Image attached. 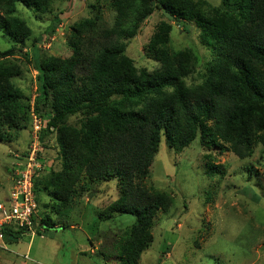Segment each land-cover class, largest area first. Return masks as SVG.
<instances>
[{"label":"trees","instance_id":"1","mask_svg":"<svg viewBox=\"0 0 264 264\" xmlns=\"http://www.w3.org/2000/svg\"><path fill=\"white\" fill-rule=\"evenodd\" d=\"M52 1L0 0V33L14 41L0 50V140H16L33 115L42 120L43 148L50 134L57 135L61 168L34 179L38 208L32 227L38 233L64 226L51 214L70 217L87 187L116 180L118 197L98 217L135 216L114 246L125 264H139L154 241L157 213L174 202L171 193L143 182L163 136L175 151L201 137L210 149H229L242 159L256 145L264 147V0H108L111 23L100 4H92L94 14L73 25L70 57H42L34 46L38 77L31 98L15 81L23 73L16 54L24 53L33 33L18 4L45 14ZM156 10L199 27L201 44L212 50L201 82H186L197 70V57L169 45L167 23L145 47L159 67L139 68L127 54L128 41ZM59 22L56 15L51 28ZM208 170L222 174L216 165ZM44 193L56 203L42 204ZM32 229L3 224L0 234L16 242Z\"/></svg>","mask_w":264,"mask_h":264},{"label":"rangeland","instance_id":"2","mask_svg":"<svg viewBox=\"0 0 264 264\" xmlns=\"http://www.w3.org/2000/svg\"><path fill=\"white\" fill-rule=\"evenodd\" d=\"M207 1L221 4V0ZM92 4H100L104 18L111 23L114 12L108 0H53L51 10L45 14L18 4V15L33 31L23 45L24 53L16 54L14 60L23 69L15 81L27 96L33 98L37 88L38 71L32 60L34 46L39 48L42 57H70L72 48L68 41L73 25L94 14ZM56 15L60 22L52 29ZM162 23L170 26L166 38L173 49L191 51L197 57V70L186 82H201L200 75L206 71L212 50L201 44L195 22L176 21L164 11L156 10L128 41L127 54L139 68L159 67V62L146 56L145 47L160 32ZM13 43L0 33V50ZM35 116L16 140H0V196L4 200L15 178L12 171L17 168V157L35 142ZM56 140L57 135L50 134L45 148L39 141L44 173L61 168ZM208 164L219 166L222 174L211 173ZM143 182L171 193L174 202L167 211L157 213L152 230L154 241L143 252L139 264H264L262 145H256L254 154L242 159L229 149L220 150L215 146L210 149L201 137L182 151H175L163 136ZM41 196L42 204L53 203L49 194ZM117 197L116 180L90 185L76 198L70 217L59 218L50 213L64 226L46 231L40 228V233L33 228L16 242L0 238V264H125L114 245L134 223L135 216L123 213L107 220L98 217V212ZM39 210L44 208L39 206Z\"/></svg>","mask_w":264,"mask_h":264},{"label":"built area","instance_id":"3","mask_svg":"<svg viewBox=\"0 0 264 264\" xmlns=\"http://www.w3.org/2000/svg\"><path fill=\"white\" fill-rule=\"evenodd\" d=\"M35 121L37 122L35 142L26 155L19 154L17 157V168L13 171L15 178L9 196L4 201H0V226L12 224L33 228V216L38 208L34 192V179L44 171V159L39 155L38 137L42 128V120L35 116ZM0 238H3L2 234H0Z\"/></svg>","mask_w":264,"mask_h":264},{"label":"crops","instance_id":"4","mask_svg":"<svg viewBox=\"0 0 264 264\" xmlns=\"http://www.w3.org/2000/svg\"><path fill=\"white\" fill-rule=\"evenodd\" d=\"M43 230V229H42Z\"/></svg>","mask_w":264,"mask_h":264}]
</instances>
